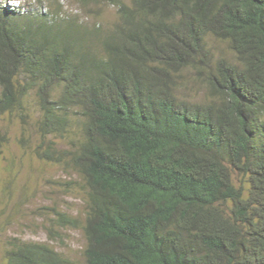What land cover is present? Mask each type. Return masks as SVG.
Segmentation results:
<instances>
[{"label": "trees", "instance_id": "obj_1", "mask_svg": "<svg viewBox=\"0 0 264 264\" xmlns=\"http://www.w3.org/2000/svg\"><path fill=\"white\" fill-rule=\"evenodd\" d=\"M75 1L0 3V119L31 93L44 136L76 114L84 264H264V0H108L111 22ZM187 69L207 98L179 95ZM5 259L74 264L18 237Z\"/></svg>", "mask_w": 264, "mask_h": 264}, {"label": "rangeland", "instance_id": "obj_2", "mask_svg": "<svg viewBox=\"0 0 264 264\" xmlns=\"http://www.w3.org/2000/svg\"><path fill=\"white\" fill-rule=\"evenodd\" d=\"M23 1L34 3L6 0L11 6ZM62 2L65 9L78 11L77 1ZM91 6L93 17L104 22L115 20V7L108 0H95ZM209 47L213 58L233 57L222 41L211 38ZM176 81L180 96L192 100L208 97L203 75L187 69ZM71 118L67 131L44 136L39 127V106L31 93L25 110L6 113L0 119V128L7 137L0 156V264H6L5 249L12 237L46 242L74 264L85 262L81 227L85 219V189L66 153L80 136L76 114L72 113ZM48 146L54 149L50 158L42 156ZM234 180L238 183L236 175ZM57 212L75 218L78 226H64Z\"/></svg>", "mask_w": 264, "mask_h": 264}, {"label": "clouds", "instance_id": "obj_3", "mask_svg": "<svg viewBox=\"0 0 264 264\" xmlns=\"http://www.w3.org/2000/svg\"><path fill=\"white\" fill-rule=\"evenodd\" d=\"M11 1V0H10Z\"/></svg>", "mask_w": 264, "mask_h": 264}]
</instances>
